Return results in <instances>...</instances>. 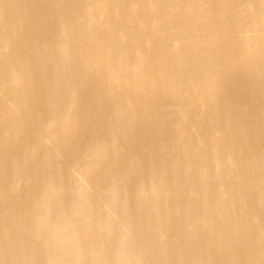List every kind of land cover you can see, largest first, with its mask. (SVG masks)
<instances>
[{
	"label": "bare ground",
	"instance_id": "obj_1",
	"mask_svg": "<svg viewBox=\"0 0 264 264\" xmlns=\"http://www.w3.org/2000/svg\"><path fill=\"white\" fill-rule=\"evenodd\" d=\"M263 1L0 0V264H264ZM194 6L220 26L191 25L181 12ZM213 71L228 91L210 86ZM90 88L98 125L104 101L121 128L102 143L82 120ZM65 160L78 180L58 167ZM85 179L96 193L104 186L102 205ZM61 183L73 191L59 192ZM106 209L129 225L139 252ZM108 227L113 237L99 231Z\"/></svg>",
	"mask_w": 264,
	"mask_h": 264
},
{
	"label": "rangeland",
	"instance_id": "obj_2",
	"mask_svg": "<svg viewBox=\"0 0 264 264\" xmlns=\"http://www.w3.org/2000/svg\"><path fill=\"white\" fill-rule=\"evenodd\" d=\"M262 4L264 5V1L262 2ZM200 6H203V5L200 4ZM203 7H205V6H203ZM197 9H198L197 6H194L192 8L193 11L194 10H197ZM184 10H186V8H184ZM182 13H183V16L184 17L191 16L193 18V19L189 20L190 24L193 25V26H195V25H197V26L198 25H209V26H211V22H213V27H218V26H220L219 23H221L220 20L213 21L212 17L209 19L208 17L202 15L201 13H199L197 11H194V12L190 11L189 12V10H188L187 12L186 11L185 12H181V14ZM166 14H168V13H166ZM171 16H175L174 13H171ZM218 16H219V18H221L222 17L221 13H219L216 17H218ZM213 17H215V16H213ZM182 30H184V29H182ZM124 39L125 40H129V41H133L132 38H130L129 36H125ZM212 39L214 40L213 37H207V40H212ZM104 45H105V43H104ZM227 49H228V47H226V50ZM220 51L221 50H218V47H215V50L213 52L217 53V52H220ZM125 53L128 54V51H125ZM229 53H231V52H229ZM235 57L236 58H239V59H242V58L245 57V55L238 53L237 55H235ZM256 59H257V57H256ZM188 74L191 77L194 73L191 70H189L188 71ZM213 79H216V81H213L210 84V86H212V84H213V87L221 88L224 91H228L229 90L228 85H227V83L225 81H218V76H217V72L216 71H213ZM103 80H104V83L105 84H109V82L111 80L110 75L109 74H106L105 76H103ZM256 82L259 83V81L257 79H256ZM39 85H40V82H39ZM89 94L91 95L90 101L89 102H83L82 105H81V108L83 110L82 113H85L82 116V120L85 122L84 124H85L86 128H88V130H95L96 131L98 129V132L95 134V137H96L97 140H99V142L102 143L103 141L106 140V138L104 137V134H105L106 130H108L109 128H111L114 131L120 132L121 131V128L118 127L115 123L112 122V120L110 118L111 117V111H110V108L111 107L108 104V102H104V101H102L103 107H101V110H98L97 109L96 110V114H97V117H98L97 119L99 121H103L105 124H104L103 127H101L100 125H98V123H97V121H96V119H95V117L93 115V111H94V108L96 106L95 105L94 98L92 96L93 94H95L94 89L90 88L89 89ZM116 99H117V102L125 101L127 99V95L122 94V93H118ZM202 99H203V97H200L199 95H196V99H194L196 101H199L198 103H199V105H201V106H199V105L197 106V108H196L197 111H201V110H204L205 109V102ZM222 100H220L221 103H222ZM146 107H147V105H143L142 106L143 109L146 108ZM44 108H46V107H45L44 102H43L41 104V107H40V110L39 111L42 112ZM160 108H161V110L165 111L166 113L168 112L167 110H171V109H168V107H165V106L160 107ZM215 108H217V106H215ZM181 109H183V108H181ZM217 110H224V109L217 108ZM244 110H249V109L246 108V107H244ZM16 116L19 119L20 124H21V128L23 130L24 129H28L30 131V134H33L36 131L37 127H35V126H32V127L31 126H27V123H29V122L22 115L21 112L16 113ZM122 120L125 121V120H129V119L127 117H125V116H122ZM160 120H162V119H160ZM139 122H141V121H139ZM236 122L239 125L241 124L240 121H237L236 120ZM174 127H176V125H174ZM144 135L145 134L143 132H140L139 135H138V138L144 139ZM85 140L86 141L90 140V137H89L88 134L86 135ZM118 142H119V146H121V148L127 149V147H128V140H127V138L124 135L118 134ZM145 143H146V145L148 144V139L145 140ZM52 148H53L54 154L58 157L57 161L58 162L59 161H62L61 159L63 158V156L59 154L60 153V150H58L57 147H52ZM109 151L110 150H107L105 152H107V154H108ZM157 151L158 152H162V149L160 147H158L157 148ZM141 153L142 154H146V151L143 150ZM39 155L43 159V161L41 162V163H43L44 162V156H43V154H39ZM126 156H128V155L127 154L120 155V156H117V158H118L119 161H121L122 158L123 157H126ZM26 161L29 162L30 164H32L33 168L36 169L37 164L34 163V158L33 157H28L26 159ZM23 163L24 162H18V163L13 162L12 164L14 165L15 168H18ZM64 163H59L58 164V167L59 168H63L64 167L65 169L69 170L70 175L73 178H75V179L78 180L80 178V175L78 173H76V171H75V169L77 168L76 167V163H71L70 165H67L69 163L66 160L64 161ZM78 163L80 165L87 166L88 163H90V158L87 157V156H81V158L78 160ZM100 166L103 167L104 169L110 168V170L114 171V173L116 175H112L113 177H115V178H117V177L118 178H122L124 180V182H127L128 181L127 173L124 172V171H122V170H120L119 163L110 162L108 160H102ZM154 170H155V172L157 174V177H158L160 175V173H161L162 168L160 166H155ZM133 174H136L138 176V178H140L141 181L143 180V178H142V171L141 170H138V171L134 170L133 171ZM97 178H98V176H96L94 178V180L96 181ZM137 183L138 184H136V185H139V181H137ZM83 187H84V190H85V192L87 194H92L93 198L95 200H97V203L99 204V206L102 205V203H104V200H103L104 199V196H105V188H104V186H99L98 187V192L96 193V190L93 191L92 189H90L88 180L85 179V182H84V186ZM57 190L59 192H72L73 191V187L72 186H69V185H67L65 183H61L60 186L57 187ZM245 192H246L245 190H241L240 193L241 194H245ZM97 196H99V197H97ZM115 203L117 204L118 201L116 200ZM105 212L108 214L107 216H108L109 221L114 226L118 225V226H120L123 229V231L126 234L125 235V239L128 242V244L136 247L135 250H137V252H139L138 240L137 239L135 240V239L132 238V236H134V234H133L132 230L130 229L129 225L127 224L125 227L123 226V224L118 220L117 214H116V211L115 210L106 209ZM75 215L77 216L78 219L81 217L80 216V213H75ZM96 215H98V212H95L94 217ZM87 221H89L90 223H92V220H87ZM79 224H83V222H79ZM99 231H102V232L106 233L110 237H113L114 236V233H113V230H112L111 227L101 228V229H99ZM91 245L92 244H90V246ZM125 250L126 249H124L121 253H124Z\"/></svg>",
	"mask_w": 264,
	"mask_h": 264
}]
</instances>
